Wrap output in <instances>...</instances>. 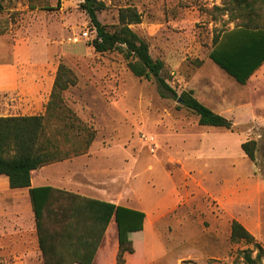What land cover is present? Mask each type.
Here are the masks:
<instances>
[{"label":"rangeland","instance_id":"rangeland-1","mask_svg":"<svg viewBox=\"0 0 264 264\" xmlns=\"http://www.w3.org/2000/svg\"><path fill=\"white\" fill-rule=\"evenodd\" d=\"M101 1L106 9L97 17L107 26L117 24L118 9L136 8L142 20L130 27L163 63L161 77L177 94L192 91L231 128L200 126L153 78H135L119 51L95 53L79 0H2L0 62H12L17 49L24 62L39 60L54 73L67 67L76 83L61 93L63 105L95 132L85 154L45 168L47 184L142 212L141 231L127 233L135 248L130 264H243L240 252L253 245L229 240L241 210L250 211L251 221L242 220L264 253L255 203H238L240 188L248 184L253 197L255 180L264 182L254 175L264 173V91H247L208 58L213 37L240 21L229 0ZM262 13L264 19V6ZM239 105L251 118L244 109L237 114ZM249 140L256 141L254 161L241 149ZM123 238L110 226L103 264L115 263ZM4 262L0 254V264H13Z\"/></svg>","mask_w":264,"mask_h":264},{"label":"trees","instance_id":"trees-1","mask_svg":"<svg viewBox=\"0 0 264 264\" xmlns=\"http://www.w3.org/2000/svg\"><path fill=\"white\" fill-rule=\"evenodd\" d=\"M79 2L88 27L94 32L89 46L95 53L119 51L135 78H153L161 89L160 94L167 92L176 101L179 99L180 106L198 117L200 126L231 128L228 119L200 103L192 91L177 94L161 77L163 63L150 56L148 43L130 27L142 20L136 8L118 9L117 24L107 26L97 17L106 9L103 1ZM228 6L230 15L234 14L240 21L232 29L213 37L208 58L237 84L244 85L264 63V0H229ZM2 9L0 0V11ZM75 83L72 71L59 64L42 115L0 117V176L7 178L10 189L29 188L32 171L88 151L95 138L94 130L86 127L61 99V93ZM241 149L254 161L256 141L242 143ZM29 198L42 264H92L111 220L119 235H124L118 241L115 264H124L125 254L135 256L127 233L141 231L142 212L51 186L30 188ZM229 240L253 245L252 250L240 252L243 264H262L263 248L234 219L230 222ZM253 252H256L254 256Z\"/></svg>","mask_w":264,"mask_h":264},{"label":"crops","instance_id":"crops-1","mask_svg":"<svg viewBox=\"0 0 264 264\" xmlns=\"http://www.w3.org/2000/svg\"><path fill=\"white\" fill-rule=\"evenodd\" d=\"M20 54L21 52L16 49L12 62H0V117L42 115L49 101L55 73L49 71L46 64L39 60L31 63L24 62ZM240 86L247 88V91L253 89L256 93L258 89L264 91V63L249 77L244 85ZM263 105L264 101L261 100L260 107ZM243 109L249 112V118H251V109L246 105H239L237 114ZM262 124L264 126L263 122ZM53 165L55 164L48 166ZM48 166L31 172L29 188L10 189L7 178L0 176V254L5 262L12 261L13 264H41L42 262L29 189L49 186L44 171ZM253 167L255 169L256 165H253ZM256 173L264 175L259 170H256L254 175ZM261 178L260 182L256 180L254 182L253 197H249L248 184L239 189L238 195L240 207L250 206L252 202L255 203V205L253 204L255 211L252 215V221L255 231L258 233L264 230L262 224L264 205L261 202L264 197V182L261 181ZM102 201L109 202L107 200ZM19 204L23 206L20 207ZM247 215L249 218L251 217L249 210L243 213L242 210L239 211L238 222L250 232V228L247 226L249 220L246 219V222L242 220L243 217H248ZM113 224L115 223L111 220L106 233L109 232L110 226ZM106 252V245L102 242L92 264H97V262L103 264L102 257ZM116 252L117 244L114 248V253L116 254ZM130 257V254L124 255V264H130Z\"/></svg>","mask_w":264,"mask_h":264},{"label":"water","instance_id":"water-1","mask_svg":"<svg viewBox=\"0 0 264 264\" xmlns=\"http://www.w3.org/2000/svg\"><path fill=\"white\" fill-rule=\"evenodd\" d=\"M177 102L179 103V99L177 100Z\"/></svg>","mask_w":264,"mask_h":264}]
</instances>
